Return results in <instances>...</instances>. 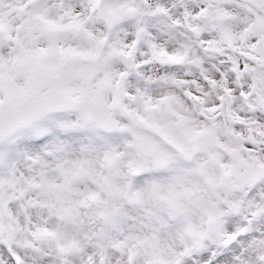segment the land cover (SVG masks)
Listing matches in <instances>:
<instances>
[{"label": "snow or ice", "instance_id": "6c2138e0", "mask_svg": "<svg viewBox=\"0 0 264 264\" xmlns=\"http://www.w3.org/2000/svg\"><path fill=\"white\" fill-rule=\"evenodd\" d=\"M0 264H264V0H0Z\"/></svg>", "mask_w": 264, "mask_h": 264}]
</instances>
